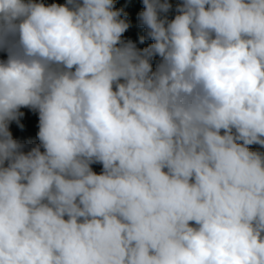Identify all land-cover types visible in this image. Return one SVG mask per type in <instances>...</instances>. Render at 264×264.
<instances>
[{
	"label": "clouds",
	"instance_id": "1",
	"mask_svg": "<svg viewBox=\"0 0 264 264\" xmlns=\"http://www.w3.org/2000/svg\"><path fill=\"white\" fill-rule=\"evenodd\" d=\"M142 4L0 0V264H264V0Z\"/></svg>",
	"mask_w": 264,
	"mask_h": 264
},
{
	"label": "trees",
	"instance_id": "2",
	"mask_svg": "<svg viewBox=\"0 0 264 264\" xmlns=\"http://www.w3.org/2000/svg\"><path fill=\"white\" fill-rule=\"evenodd\" d=\"M46 3L54 2V0H45ZM55 2H63V0H55ZM173 5V12L169 13L170 18L174 16L175 5L180 2V0H169ZM116 8H123L124 12L127 13V20L130 23L129 29L124 33V38L126 40H131L136 43L138 48H144L148 44L152 43L150 39H146L144 43H140V37L146 35L147 29L140 24L139 12L143 10L142 0H115ZM6 58L5 54L0 53V59ZM153 67H155V61L153 62ZM24 112L33 113L31 109L22 108ZM38 116H33L28 119L19 120V125L16 122L10 124V131L13 134V138L18 140L24 145L23 151L27 152L35 145L39 144L37 138L38 133ZM252 150H261L259 145L250 146ZM93 169L97 172L101 170V165H93Z\"/></svg>",
	"mask_w": 264,
	"mask_h": 264
},
{
	"label": "rangeland",
	"instance_id": "3",
	"mask_svg": "<svg viewBox=\"0 0 264 264\" xmlns=\"http://www.w3.org/2000/svg\"><path fill=\"white\" fill-rule=\"evenodd\" d=\"M21 112L24 113L23 116L19 117V120H22V119H28L30 117H33V116H38V113L36 112H33V113H27V112H24L22 109H20Z\"/></svg>",
	"mask_w": 264,
	"mask_h": 264
}]
</instances>
